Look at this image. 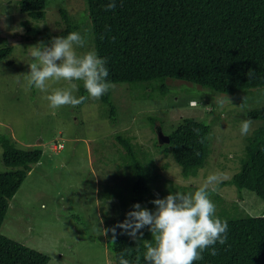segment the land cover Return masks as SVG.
Segmentation results:
<instances>
[{
	"label": "rangeland",
	"instance_id": "obj_1",
	"mask_svg": "<svg viewBox=\"0 0 264 264\" xmlns=\"http://www.w3.org/2000/svg\"><path fill=\"white\" fill-rule=\"evenodd\" d=\"M19 1L0 0V48L11 49L0 62V140L11 138L22 150L39 147L42 157L10 201L0 233L48 256L52 264H112L106 241L109 234L103 233L125 201L127 187L121 179L131 174L127 162L120 159L124 150L115 136L129 139L139 160L153 159L162 181L192 190L210 174L224 173L227 178L223 181H227L238 171L246 137L261 124L253 121L250 134L240 133L244 114L264 103V88L227 95L231 104L219 108L217 99L223 96L191 83L165 79L113 85V121L101 99L88 98L81 107L52 109L46 97L56 89H70L71 84L50 81L46 91L28 87L31 48L40 43L50 46V42H43L41 35L29 36L27 28L41 34L60 32L64 28L59 14L62 8L80 25L86 38V46L78 48V54L93 51L89 47L90 23L84 22L85 0H48L41 20L22 14ZM81 83L77 81L72 91L77 98ZM162 89H167L166 94ZM183 118L212 125L208 162L195 178L186 180L171 158L154 149L158 126L164 123L162 132L167 136ZM58 144L63 146L60 151L55 149ZM1 154L0 144V172H4L7 167ZM164 164L167 168L162 170ZM112 189L115 191L110 192ZM213 192L226 205L235 202L242 211H257L256 200H238L232 186L219 184Z\"/></svg>",
	"mask_w": 264,
	"mask_h": 264
},
{
	"label": "trees",
	"instance_id": "obj_2",
	"mask_svg": "<svg viewBox=\"0 0 264 264\" xmlns=\"http://www.w3.org/2000/svg\"><path fill=\"white\" fill-rule=\"evenodd\" d=\"M108 2L85 0L84 22L90 23L89 47L107 60V80L112 85L170 79L209 89L216 96L264 88V0H116L114 11L106 12L104 6ZM47 3L48 0H20L18 6L30 19L41 20ZM59 14L64 25L60 32L41 34L27 28L28 35H41L43 42H50L54 37L73 31L82 34L80 25L64 9L60 8ZM85 29L89 33V28ZM9 54L10 48H0V62ZM165 91L167 89H162V93L166 94ZM78 94V98L88 95L83 82ZM110 96L109 90L100 99L109 108L113 121L116 110ZM244 119L261 124L245 139L238 171L220 185L234 187L240 201L254 198L257 211H242L235 202L226 205L218 195L210 192L216 216L228 223V237L224 245H215L217 255L212 256L210 249L205 250L203 259L194 264H264V103L247 111ZM162 126L164 123L158 126L161 132ZM211 128L208 122L183 118L166 133L169 142L155 144L154 149L172 159L182 179L195 178L206 166L211 153ZM115 137L124 150V153L119 151L120 159L127 162L131 174L121 179L127 187L125 201L119 204L113 222L106 223V229L122 223L136 203L154 212L151 201L163 199L179 189L183 193L191 192L189 186L162 181L153 159L139 160L129 139ZM0 144L1 161L7 167L0 172L1 227L10 201L41 160L42 150L39 147L19 149L11 138H3ZM166 168L167 164L161 167L162 170ZM155 191L160 195H154ZM145 229L142 237L138 234L133 239L117 228L114 241L112 233L108 232L106 241L112 264H119L121 253L132 264L137 257L140 264H144L146 244L155 245L151 232ZM0 264L52 263L48 256L0 233Z\"/></svg>",
	"mask_w": 264,
	"mask_h": 264
},
{
	"label": "clouds",
	"instance_id": "obj_3",
	"mask_svg": "<svg viewBox=\"0 0 264 264\" xmlns=\"http://www.w3.org/2000/svg\"><path fill=\"white\" fill-rule=\"evenodd\" d=\"M115 8L116 0H109L104 6L106 12L114 11ZM114 39L112 37L113 41ZM86 43L84 36L73 31L66 36L52 38L50 46L40 43L31 48L30 73L26 75L29 88L46 91L50 81L63 80L71 84L70 89H56L46 97L50 108L76 107L88 98L98 101L113 87L107 80L109 69L105 58L99 57L95 51L78 54L77 49L84 48ZM77 81L83 82L87 97L77 98L72 94ZM225 104H231L226 94L217 99L219 108H223ZM252 124L250 119L242 121L241 135L250 134ZM57 148L60 151L63 146L58 144L55 149ZM226 178L224 173L210 174L194 193L175 192L163 199L157 198L151 201L155 206L154 212L136 203L132 206L134 210L126 214L122 223L105 229L103 234L111 232L114 241L116 229L119 228L122 234L136 239L138 234L143 236L141 230L147 227L155 245L146 244L144 264H194L203 259V252L209 249L210 255L215 256L218 252L215 245H224L227 241L228 223L216 216V205L210 198V192L215 191ZM119 264L132 262L121 253ZM135 264H140L139 257Z\"/></svg>",
	"mask_w": 264,
	"mask_h": 264
},
{
	"label": "water",
	"instance_id": "obj_4",
	"mask_svg": "<svg viewBox=\"0 0 264 264\" xmlns=\"http://www.w3.org/2000/svg\"><path fill=\"white\" fill-rule=\"evenodd\" d=\"M157 138H158V144H167L169 142V139L167 136H165L160 129H157Z\"/></svg>",
	"mask_w": 264,
	"mask_h": 264
},
{
	"label": "built area",
	"instance_id": "obj_5",
	"mask_svg": "<svg viewBox=\"0 0 264 264\" xmlns=\"http://www.w3.org/2000/svg\"><path fill=\"white\" fill-rule=\"evenodd\" d=\"M190 105L192 106V105H195V102H190ZM59 147H61V146H59Z\"/></svg>",
	"mask_w": 264,
	"mask_h": 264
}]
</instances>
